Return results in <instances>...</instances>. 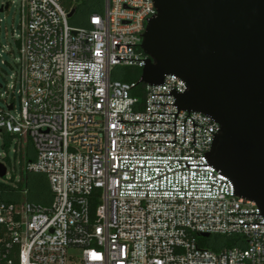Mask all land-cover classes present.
<instances>
[{"label":"built area","instance_id":"1","mask_svg":"<svg viewBox=\"0 0 264 264\" xmlns=\"http://www.w3.org/2000/svg\"><path fill=\"white\" fill-rule=\"evenodd\" d=\"M104 4L75 28L64 0H0L19 14L0 132L51 193L44 207L0 193V264H264V217L209 163L220 127L178 108L184 81L165 76L141 99L111 79L146 65L153 0ZM202 235L235 241L214 252Z\"/></svg>","mask_w":264,"mask_h":264},{"label":"water","instance_id":"2","mask_svg":"<svg viewBox=\"0 0 264 264\" xmlns=\"http://www.w3.org/2000/svg\"><path fill=\"white\" fill-rule=\"evenodd\" d=\"M153 3L138 84L161 85L168 75L184 81L178 108L207 115L220 127L209 163L264 217V0ZM5 175L0 163V178Z\"/></svg>","mask_w":264,"mask_h":264},{"label":"rangeland","instance_id":"3","mask_svg":"<svg viewBox=\"0 0 264 264\" xmlns=\"http://www.w3.org/2000/svg\"><path fill=\"white\" fill-rule=\"evenodd\" d=\"M68 0H64L66 4ZM72 6L77 7L76 13L68 19V23L71 27L82 28L87 22L88 16L96 9H104L105 4L99 3L98 0H73ZM19 22V14L14 6H11L8 11L0 13V95L2 98H6V94L11 85V77L13 75L12 66L16 62V55L12 57V54H6V51H13L15 54V46L12 37V30L17 27ZM3 48H6L3 49ZM5 63L6 65H3ZM138 70L134 67H118L114 70L113 74H117L119 77L134 78L138 74ZM113 76V75H112ZM1 103V102H0ZM30 142V141H29ZM30 145V144H28ZM7 146V147H6ZM16 149L14 142L9 143L6 136L0 132V162L6 166V175L0 178V184H4L11 188H20L24 190H30L31 192V179L33 175L26 177V174L22 173L21 169L24 166V161L19 154H14ZM18 162L21 163L18 165ZM35 177V176H34ZM26 190V191H27ZM26 196H22L20 200H27ZM44 204V202H38ZM233 238L225 236H210L208 238L198 237L197 243L200 248L208 249L210 251L218 252L224 248L230 247Z\"/></svg>","mask_w":264,"mask_h":264},{"label":"trees","instance_id":"4","mask_svg":"<svg viewBox=\"0 0 264 264\" xmlns=\"http://www.w3.org/2000/svg\"><path fill=\"white\" fill-rule=\"evenodd\" d=\"M72 1L73 0H68V2L65 4V8L67 11L68 10H70V11L74 10V14H75L77 11V7L72 6ZM98 2L103 4L104 0H98ZM102 11H103V7L98 8V9H96L94 7V12H92L89 16L93 15L94 13H101ZM89 16H88V18H89ZM84 26H86V24ZM134 69L139 71L137 76H135L134 78H129V77H125V76L119 77L117 74H113L114 73V71H113V73H112L113 76L111 75V79L116 80V81H120L123 83H128V84H131V83L138 84V81H139V78L141 75V69L136 68V67H134ZM144 90H145V86L142 84H138L136 86V90H134L132 94H133V96H137V97H140L142 99L144 96ZM6 139L9 142L8 137H6ZM26 151H27V153H26L27 154V156H26L27 162L33 161L35 154H34V150H33L32 146L28 145ZM30 174L31 173H26V177L30 176ZM31 175H33V178L30 181L31 182V185H30L31 186L30 187L31 192H30V190L28 191L27 189H26L27 191L26 190L23 191L20 188H11V187L6 186L4 184H0V193L2 194L3 200L5 202H9V203H17L20 201V198H21L20 194L22 192H25L26 193L25 196L28 198L26 201L28 203L38 205L41 207L49 205L50 202L48 200L49 199L51 200V193H50L46 178L43 175H39V174H31ZM38 202H44V204H40ZM234 241H235V238L232 239L230 247H232L234 245ZM230 247H227V248H230Z\"/></svg>","mask_w":264,"mask_h":264},{"label":"snow or ice","instance_id":"5","mask_svg":"<svg viewBox=\"0 0 264 264\" xmlns=\"http://www.w3.org/2000/svg\"><path fill=\"white\" fill-rule=\"evenodd\" d=\"M93 255H94V258H97V259L99 258V257H96L95 254H93Z\"/></svg>","mask_w":264,"mask_h":264},{"label":"crops","instance_id":"6","mask_svg":"<svg viewBox=\"0 0 264 264\" xmlns=\"http://www.w3.org/2000/svg\"><path fill=\"white\" fill-rule=\"evenodd\" d=\"M39 175H40V174H39ZM48 201L50 202L51 200L49 199ZM48 201H47V202H48ZM49 202H48V203H49Z\"/></svg>","mask_w":264,"mask_h":264}]
</instances>
